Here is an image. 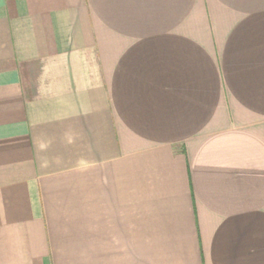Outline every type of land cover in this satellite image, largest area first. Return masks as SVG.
Wrapping results in <instances>:
<instances>
[{"label": "crops", "instance_id": "obj_1", "mask_svg": "<svg viewBox=\"0 0 264 264\" xmlns=\"http://www.w3.org/2000/svg\"><path fill=\"white\" fill-rule=\"evenodd\" d=\"M0 264H264V0H0Z\"/></svg>", "mask_w": 264, "mask_h": 264}]
</instances>
